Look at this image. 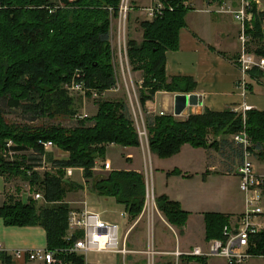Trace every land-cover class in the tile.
Returning <instances> with one entry per match:
<instances>
[{"label":"trees","instance_id":"1","mask_svg":"<svg viewBox=\"0 0 264 264\" xmlns=\"http://www.w3.org/2000/svg\"><path fill=\"white\" fill-rule=\"evenodd\" d=\"M164 9L152 19L143 20L142 41L127 42L130 63L144 74L140 103L147 110V102L159 91L190 93L197 88L192 77H172L166 74V52L179 49V32L186 26V15L191 7L189 0H160ZM122 0H0V175H21L44 195L46 202L35 200L25 203L9 200L0 207V217L10 226H42L47 233V249L72 264H87L84 254L68 252L82 231L68 238L71 206L63 200L82 184L65 179L67 167L82 168L90 190L99 196L115 197L125 206L131 219L138 218L146 204L147 181L143 172L113 169L96 173V160L105 158L109 145L140 147L141 140L129 106L123 99L100 100L98 111L92 117L78 119L74 127L61 123L29 125L10 122L6 109L23 110L37 118L74 117L78 114L75 98L69 93L73 82H83L90 90L104 92L116 86L111 43L112 20L119 17ZM222 3L223 0H211ZM172 8V9H171ZM253 20L247 31L255 40H264V11L251 0L249 9ZM251 50V49H248ZM264 55V45L255 51ZM251 77L260 80L259 69ZM149 148L160 158H171L180 153L185 144L196 148H215L229 151L234 160L243 157V150L233 141L218 137L236 134L246 129L255 148L264 159V111L251 108L245 114L225 109L191 113L185 119L172 114L147 116ZM210 136L213 140L210 141ZM51 141L68 157L53 161V169L41 173L32 171L43 165L44 142ZM12 142L15 152L33 150L22 161L9 162L2 155ZM14 144V145H13ZM223 154V153H222ZM31 170V175L26 169ZM52 169V170H53ZM168 174H182L175 169ZM159 210L168 222L183 228L189 213L178 201L163 194L156 197ZM206 237L221 238L230 214L208 212ZM264 252V233L259 235ZM207 264L206 258L196 257ZM11 259L5 255L1 264Z\"/></svg>","mask_w":264,"mask_h":264},{"label":"crops","instance_id":"2","mask_svg":"<svg viewBox=\"0 0 264 264\" xmlns=\"http://www.w3.org/2000/svg\"><path fill=\"white\" fill-rule=\"evenodd\" d=\"M241 1L242 0H223L222 3L209 2L208 0L188 1V5L191 9L186 15V26L181 28L179 32V49L169 50L166 52V74L168 78L177 76L194 78L197 82V88L194 92L190 93H197L198 95H201L203 102L198 106H189L182 115L178 116L180 119L187 118V116L191 113H202L206 108L212 111H223L225 109H234L236 107L241 108L245 104L251 106L252 108L264 111V94L260 92L256 93L255 89V85L257 83H264L263 79L257 80L250 76V89L247 93H243V91L238 87V79L241 77V71L237 65V58L241 52V46L240 48L238 46L240 41V23L233 14L223 11L222 9L223 7L228 6L237 8L240 6ZM252 1L257 4L260 11H264V0ZM133 2L135 3V0H133ZM176 94H178V92L159 91L156 93L153 100L147 102V106L148 108L155 107L157 112L164 110L167 113H171L174 109ZM225 138L229 139L228 136L218 138L220 144ZM229 140L233 141L232 138ZM233 143L241 148V146L236 144L234 141ZM111 146L119 145L112 144L109 145L108 148ZM123 149L126 152L123 157L127 161L133 162L136 158L134 151H136L137 148L123 147ZM218 151L220 150H216L214 148H196L190 144H185L180 153L173 156L178 159L182 153L186 154L183 166L179 169L182 174L170 175L168 173L171 172V170L165 169L160 171L167 175L166 181L169 179L173 180L176 176H190L187 165L188 162L192 160L193 153L195 154L198 152H200L201 156H205V164L208 172L223 171L226 173L240 164L242 159L241 156L234 160L233 154L231 155V152L226 150L221 159H219ZM64 154L65 155L63 157H55V159L67 158L68 153L65 152ZM169 159L167 158L166 161ZM106 160L111 161L114 170H136L142 172L139 167L133 168L128 166L129 168L127 169L114 167L113 160L108 156V154L105 155V158L97 159L96 166L101 168ZM83 179V187L79 189V193L81 195L80 199H68L67 197L69 194H74V191H70L63 201L68 203L72 209L83 210L85 208L101 213L102 217L106 220L120 223L122 228H124V231L132 228L127 239V248L130 252L125 257L119 253L100 252V254H102L100 259L93 264H120L118 261L120 256L122 264H141L137 256L133 254L142 252V245L147 246L144 242L147 227L150 229L154 228V231L159 233V238L157 237L154 248L158 246L157 250L159 251V254L165 255L159 258L158 261H154V264H170L166 263L168 260L167 255L172 258L175 255L173 252L176 249L180 251H189L196 245L207 246L210 240L206 237V213L220 212L236 217L244 211V205L239 214L222 210H198L194 208V206H192L191 203L184 198V196L176 195L170 192L168 187H165L160 190V193L157 196L163 194L167 195L171 200L178 201L182 208L189 213L187 223L183 228H178L170 224L165 215L159 210L157 204V211L154 209L153 214L146 223L144 221V216L146 213H149V207H144L141 215L134 220L130 219L128 214L126 219H123L120 214L123 211L126 212L125 206L118 203L115 197L99 196L97 193L90 190L87 186L89 185V182H85L86 179L84 176ZM24 183H27V186L29 184L28 181ZM85 184L87 189H85ZM31 192L33 191H29V188L23 185L22 187H16L8 173L0 175V207L9 200H21L28 203L30 200H33ZM37 203L40 205H53V203L49 202ZM117 207H121L122 210L118 212ZM158 213L162 220L159 219ZM120 217L122 219H120ZM166 226H169L172 230H174V233L180 238L177 240V246L175 249L170 246L167 237L162 234V230L166 228ZM175 227L178 230H176ZM201 230L203 231V238L196 239L194 234L200 232ZM0 242H2L8 250V253L5 254V256L11 259V261L7 264H28L26 255H16V250L47 247V233L42 226L6 225L4 219L0 217ZM182 257L184 258L181 259L184 260L182 261V264H189L186 259L191 256L183 255ZM206 261L207 264H210L209 258Z\"/></svg>","mask_w":264,"mask_h":264},{"label":"rangeland","instance_id":"3","mask_svg":"<svg viewBox=\"0 0 264 264\" xmlns=\"http://www.w3.org/2000/svg\"><path fill=\"white\" fill-rule=\"evenodd\" d=\"M157 2L154 0H128L129 5V15L125 22L126 30L124 32V28L122 31V41L127 45V42L131 39H135L137 41H142L143 39V29L141 27V22L143 20H147L150 18L149 12L147 9L149 7H153V5ZM124 23V20H122ZM113 25L111 27V35L116 39L117 38V30H118V18L113 19ZM124 27V24H123ZM240 43V44H239ZM238 46L242 48L241 41H239ZM117 46V44H115ZM264 45V40L259 41L252 38L250 35V40L247 43V48L251 49V51L255 52L256 49L260 46ZM115 47V46H114ZM115 48L114 56H113V67L116 77V86L112 89L106 90L104 92H97L96 90H90V94L87 92H81L76 90L69 89V93L75 98V107L78 110V114L74 117H64L59 116L53 120L49 118H37L32 120V115L23 111V110H12L6 109L5 116L6 118L12 123H19V124H29V125H41L42 123H61L66 127H74L77 125L78 119H82V117H92L98 111V102L100 100H119L123 99L127 102L129 106V113L130 117L134 122L136 129L144 128L145 123H147V116L149 115V108L145 110L141 103H140V92H141V84L143 85V78L144 74L142 70H137L134 68V65L130 63L129 59L128 62L126 59L125 61V72L122 70V65L120 64V57L119 53L117 54ZM69 88V87H68ZM256 93H263L264 83H257L255 85ZM94 91L97 95L94 94ZM2 102H0V106H2ZM178 119H180L178 117ZM229 139L232 138V135L228 136ZM219 138V137H218ZM217 138V140H218ZM213 140V137L210 136V141ZM14 145V144H13ZM144 146L134 147L137 148L134 151L136 158L132 161H127L123 156H125L126 152L122 146H111L108 148L106 155L113 160L114 167H121V168H129L131 166L133 168H140L145 175L146 180L148 181V187L151 193L150 199V207L149 213H146L144 216L145 223L150 219V216L153 214V211L156 210V197L160 193L162 188L168 187L170 192L176 195H182L184 198L191 203L194 208L198 210H207V211H215V210H222V211H229L234 212L235 214H239L240 211L243 209L244 205V195L240 190V179L235 174L236 167L231 169L229 172L223 171H207V167L205 164V156H201L200 152L193 153V158L188 162V173L190 176H176L174 179H169L166 181L167 175L162 173V169L165 170H175L176 168L181 169L180 167L183 166V162L185 161L186 154L182 153L178 159L176 158H168L169 160L166 161L165 158H160L157 154L152 153L148 146H147V138L144 136ZM215 149V148H214ZM264 149V146H263ZM262 148L255 152V157L258 161H264L263 158L260 156ZM13 151V150H12ZM219 152V159L223 156L224 152ZM13 153V152H12ZM33 153V150L25 151V152H15L13 154L9 153V147L7 146L2 155L6 161L15 162V161H22L23 157H28L26 164L32 163L29 157ZM65 152L60 150L57 146H54L49 152L47 151L45 154V161L48 163L49 166H54L53 161H55V157H63ZM223 153V154H222ZM124 154V155H122ZM188 156V157H189ZM218 157V156H217ZM55 159V160H54ZM59 160V159H57ZM187 160V159H186ZM233 167V166H232ZM231 167V168H232ZM162 170V171H160ZM26 171H31L29 168ZM41 173H44L45 170H38ZM51 172H56V169H51ZM96 173H106L107 171L101 170H94ZM109 172V171H108ZM175 175V174H174ZM11 180L14 182L16 187L25 186L27 188L30 187V182L26 180L21 175L19 176H10ZM65 179L70 181H75L76 183L84 184L83 174L80 169H75L74 175L68 177L65 175ZM28 181L27 183H24ZM86 182V181H85ZM168 182V184H167ZM89 188L91 187V183L87 185ZM38 190V188H34L32 185L30 190ZM74 191V194H69L68 199L72 200H79L81 195L79 193V189L71 190ZM116 205V204H115ZM118 212L122 210L121 207H117ZM124 212V211H123ZM120 214V213H119ZM159 219L161 216L159 215ZM206 216V215H205ZM149 217V218H148ZM233 217V216H232ZM152 218V217H151ZM120 219H122L120 217ZM131 219V218H130ZM206 220V217H205ZM175 226V225H174ZM177 227V226H176ZM175 227V228H176ZM180 228V227H178ZM124 229V228H123ZM203 229V228H202ZM176 230H178L176 228ZM158 231V230H157ZM162 234L165 235L169 241V244L172 248H176L177 240H179V236L174 233L169 226H166L162 230ZM160 234V235H162ZM195 235L196 239L203 238V231L197 232ZM159 238V233L147 227L146 234L144 237V242L147 246L142 245L141 249L142 252L137 254H133L137 256L138 260L142 264H154V261H158L159 258L165 255H160L159 251L157 250L158 246L154 248V244ZM212 240V239H211ZM177 249L174 251L176 252ZM173 252V253H174ZM175 254V253H174ZM102 254L98 252H89L86 257V261L88 264H93L97 262ZM130 255V254H129ZM182 256L177 257L175 254L172 258L171 256L167 255V262L170 264H182L181 259H184ZM189 264H203L202 262H198L196 257H189L186 259ZM119 263L122 264L121 256L119 257ZM210 264H228L224 258L221 257H212L209 258ZM129 264V263H127ZM248 264H264V257H256L252 258Z\"/></svg>","mask_w":264,"mask_h":264},{"label":"built area","instance_id":"4","mask_svg":"<svg viewBox=\"0 0 264 264\" xmlns=\"http://www.w3.org/2000/svg\"><path fill=\"white\" fill-rule=\"evenodd\" d=\"M208 1L211 2V0ZM250 7L251 0H242L240 6L237 8L228 6L222 9L223 11L233 14L240 23L239 39L242 48L237 58V65L241 71V77L238 79V87L243 93H247L250 89L249 77L254 69H259L262 73L261 79L264 80V55H258L247 48V43L250 40L247 27L253 20V13L249 11ZM163 9V3L157 0L153 7L151 6L147 9L150 15L148 19H152L156 13L162 12ZM129 10L128 0H122L118 17L117 38L115 39L111 35L113 56L116 48L117 54L119 53L123 72H125L124 59L128 62V54L127 45L122 41V31L123 28L124 32L126 30L125 22L129 15ZM122 20H124V23ZM115 44H117V46ZM141 87L142 84L140 88ZM69 89L84 93L87 92V88L84 86L83 82H73L71 86H69ZM94 94L97 95L95 91ZM251 108V106L245 104L241 108H234V111L243 112L245 114V112ZM148 112L160 115L172 114L178 117L175 115L174 109L171 113H167L164 110L157 112L155 107H151ZM138 133L141 145L144 146L145 136L149 148L146 123L144 128L138 129ZM232 140L240 145L243 150V157L240 164L236 167L235 174L240 179V190L244 195V211L240 215L229 219V222L223 228L221 238L210 240L207 246H193L189 251H180L177 249V251L174 252L177 257L183 255L206 259L210 257H221L224 258L228 264H248L252 258L264 257V252L257 251L260 249L261 243L263 242L260 241L259 235L264 233V161H258L256 159L255 152L257 149L245 128L233 134ZM11 145L12 142L8 143V147H11ZM43 145L45 150L43 154V165L35 167L32 171H48L53 169V167L49 166L45 161V154L55 145L51 141L44 142ZM12 152L14 153V151L9 149V153L13 154ZM75 169L83 171L82 168L67 167L65 169L66 176H73ZM112 169L113 167L110 160H106L101 168L97 166L94 168V170L107 172ZM29 174L31 175V171H29ZM85 189H87L86 184ZM31 193L32 199L36 202H46L41 191L34 190ZM150 199L151 193L148 187L146 190L145 204L147 208L150 207ZM120 215L123 219H126L127 212H121ZM131 230L132 228H129L127 231H124L120 223L106 220L102 217L101 213L85 208L83 210L71 209L69 215L68 238L72 237L78 231H82L83 236L77 239L74 245L67 251L84 255H87L89 252H114L125 257L130 252L127 248V239ZM7 253L8 250L5 248L4 244L0 242V259ZM15 254L26 255L28 264H72L71 262L63 260L57 251L49 250L46 247L18 249Z\"/></svg>","mask_w":264,"mask_h":264},{"label":"water","instance_id":"5","mask_svg":"<svg viewBox=\"0 0 264 264\" xmlns=\"http://www.w3.org/2000/svg\"><path fill=\"white\" fill-rule=\"evenodd\" d=\"M202 102V96L197 93H178L175 95L174 113L180 116L189 106H198Z\"/></svg>","mask_w":264,"mask_h":264}]
</instances>
